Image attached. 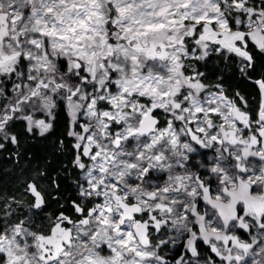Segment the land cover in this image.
Returning <instances> with one entry per match:
<instances>
[{
	"label": "snow or ice",
	"instance_id": "snow-or-ice-1",
	"mask_svg": "<svg viewBox=\"0 0 264 264\" xmlns=\"http://www.w3.org/2000/svg\"><path fill=\"white\" fill-rule=\"evenodd\" d=\"M0 264H264V0H0Z\"/></svg>",
	"mask_w": 264,
	"mask_h": 264
}]
</instances>
